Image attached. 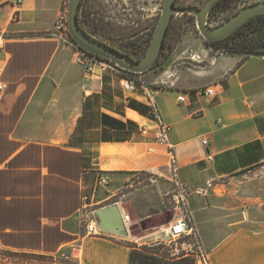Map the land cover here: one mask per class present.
Instances as JSON below:
<instances>
[{
	"label": "crops",
	"instance_id": "0c3cea01",
	"mask_svg": "<svg viewBox=\"0 0 264 264\" xmlns=\"http://www.w3.org/2000/svg\"><path fill=\"white\" fill-rule=\"evenodd\" d=\"M66 3L0 0V246L62 254L56 264H200L164 244L172 147L209 264H264V55L186 30L140 75L173 128L169 147L154 137L144 94L124 90L114 70L87 74L48 37ZM100 177L108 183L97 189ZM113 204L129 236L87 234L89 212Z\"/></svg>",
	"mask_w": 264,
	"mask_h": 264
},
{
	"label": "built area",
	"instance_id": "2783aa9c",
	"mask_svg": "<svg viewBox=\"0 0 264 264\" xmlns=\"http://www.w3.org/2000/svg\"><path fill=\"white\" fill-rule=\"evenodd\" d=\"M19 3V1H18ZM48 37L53 38L59 44L67 46L74 50L76 62L85 70L87 74H94L98 66L104 69H111L118 72L121 75V87L129 93L141 92L144 94L148 102L153 108L154 113V137L157 142L165 145H169V136L173 130L172 126L165 123L161 117L159 109L156 104V88L140 77L141 74L132 73L117 66L115 63L108 61L96 54H93L81 46H79L71 37L68 29L67 13L62 12L54 26V29L48 33ZM4 36L0 34V48H3ZM192 59H200L197 55H191ZM7 90V84L0 81V97L1 94ZM203 94L207 97L215 96V88L209 87L204 90ZM184 96L179 97V101H184ZM149 129H144L143 132H149ZM202 144L205 147L210 146V140L202 138ZM171 156V169H172V181L175 184V190L168 196V203L175 212L174 218L168 223L166 234L168 241L164 244L173 245L176 244L177 248L174 251L176 255H194L200 264H209L208 254L201 245L198 232L194 226L192 215L188 204V195L190 188L184 185L179 178V167L173 152V148L170 147ZM208 160H212V155L209 153ZM108 180L104 177H100L97 183V189L102 186H106ZM85 202L89 201L88 195L83 196ZM86 219V233L91 235L102 236L106 232L99 229L97 225V219L95 217V211H90ZM181 248H180V247ZM184 251V252H182ZM182 252V253H181ZM174 254V253H173Z\"/></svg>",
	"mask_w": 264,
	"mask_h": 264
},
{
	"label": "rangeland",
	"instance_id": "374dc122",
	"mask_svg": "<svg viewBox=\"0 0 264 264\" xmlns=\"http://www.w3.org/2000/svg\"><path fill=\"white\" fill-rule=\"evenodd\" d=\"M195 1L205 3L207 0ZM164 2L165 0H95V14L92 15L93 22L90 23L91 31L94 35L130 52L134 57L142 59L150 47ZM251 3L250 0H233L228 8L217 12L213 17L212 25L217 26L226 22L236 12ZM67 7L68 0L65 6L66 13ZM101 15L109 17L106 19L109 24L105 33L100 28ZM189 29L200 34L195 15L174 16V23L167 37L166 50L159 62L171 53L176 41ZM139 232L140 230L135 231L137 234ZM64 259L62 254L50 256L41 253L14 252L0 246V264H56Z\"/></svg>",
	"mask_w": 264,
	"mask_h": 264
},
{
	"label": "water",
	"instance_id": "95a60500",
	"mask_svg": "<svg viewBox=\"0 0 264 264\" xmlns=\"http://www.w3.org/2000/svg\"><path fill=\"white\" fill-rule=\"evenodd\" d=\"M83 0H68V29L73 40L83 49L115 63L120 68L136 74H144L152 70L159 60L169 26L175 15H195L196 26L200 35L207 42H218L229 37L248 20L264 14V0L249 4L236 12L226 22L211 26L207 18L212 7L220 0H207L203 7H177L176 0H165L162 14L146 55L137 61L127 54L114 49L110 45L89 35L79 24V12ZM97 225L100 230L123 237L129 236L126 222L117 204L95 211Z\"/></svg>",
	"mask_w": 264,
	"mask_h": 264
},
{
	"label": "trees",
	"instance_id": "16d2710c",
	"mask_svg": "<svg viewBox=\"0 0 264 264\" xmlns=\"http://www.w3.org/2000/svg\"><path fill=\"white\" fill-rule=\"evenodd\" d=\"M233 0H220L217 2L209 12L207 21L208 24L212 25L213 17L216 16L217 12L221 9H226L230 6V2ZM252 3H255L257 1L261 0H250ZM176 3H179L180 7H203L204 3L203 1L197 2V1H187V0H177ZM251 3V4H252ZM81 12H79V24L85 30L82 20H81ZM183 16H191L189 14H183ZM174 23V17L172 19V22L169 26L165 44L161 53L160 58L164 54V51L166 50V44H167V37L168 34L172 28V25ZM93 36V35H91ZM207 42V41H206ZM209 45L217 48V49H224L229 52H238L243 54H259L264 55V14L258 15L253 17L252 19L248 20L246 23H244L240 28H238L235 32H233L229 37L225 38L224 40L218 41V42H207ZM123 54H127L131 56L133 59L140 61L141 57L136 58L130 52L126 51H120ZM144 57V56H143ZM142 57V58H143ZM159 58V60H160ZM157 61L155 67L158 65ZM154 67V68H155ZM74 139V138H73Z\"/></svg>",
	"mask_w": 264,
	"mask_h": 264
},
{
	"label": "flooded vegetation",
	"instance_id": "af4514ba",
	"mask_svg": "<svg viewBox=\"0 0 264 264\" xmlns=\"http://www.w3.org/2000/svg\"><path fill=\"white\" fill-rule=\"evenodd\" d=\"M176 1H175V5L177 7H180L179 6L180 4L176 3ZM80 12H81L80 14H81L82 24L85 28V31L89 35H93L94 38L100 40L103 43H106L107 45H110L111 47H113L114 49H116L118 51H125V49L113 45L108 40H105L104 38H101V37L94 35L93 32L91 31V24L90 23L93 22L92 21V15L95 14V0H83L82 4H81ZM100 19H102V21L100 22V28L103 29L104 33H105L107 31L106 29H107L108 24H109V21L106 19H109V17H106V15H101Z\"/></svg>",
	"mask_w": 264,
	"mask_h": 264
}]
</instances>
